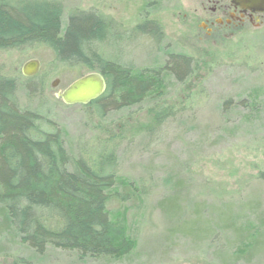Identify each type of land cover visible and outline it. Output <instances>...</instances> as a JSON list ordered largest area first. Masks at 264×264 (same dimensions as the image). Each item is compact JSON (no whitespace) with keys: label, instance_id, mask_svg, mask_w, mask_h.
Segmentation results:
<instances>
[{"label":"rangeland","instance_id":"1","mask_svg":"<svg viewBox=\"0 0 264 264\" xmlns=\"http://www.w3.org/2000/svg\"><path fill=\"white\" fill-rule=\"evenodd\" d=\"M151 1L152 18L164 32L159 39L156 30L153 36L133 28L144 9L140 0H62L63 30L76 6L102 3L118 16L122 27L103 38L99 50L132 66L138 78L158 79L157 93L103 117L91 105L57 101L58 91L88 73L82 66L64 65L47 46L0 52V74L16 79L20 108L39 111L47 119L42 130L59 129L71 155L79 147L88 155L105 145L113 149L112 193L120 194L108 210L125 226L131 252L79 259L74 251L49 246L40 254L12 231L0 230V264H234L230 259L237 252H244L237 264H264V116L241 102L257 94L256 76L245 65L239 40L206 47L191 35L185 16L194 0ZM176 54L191 58L184 80L172 70L170 57ZM31 59L41 63L34 79L22 73ZM153 116L161 125L151 131ZM249 236L261 240L256 252L246 251Z\"/></svg>","mask_w":264,"mask_h":264},{"label":"trees","instance_id":"2","mask_svg":"<svg viewBox=\"0 0 264 264\" xmlns=\"http://www.w3.org/2000/svg\"><path fill=\"white\" fill-rule=\"evenodd\" d=\"M22 3L0 0V52L47 46L66 66L100 72L107 90L89 104L100 117L157 93L155 74L138 78L132 66L101 53L97 45L100 22L93 15L71 12L63 30L61 4L35 7ZM136 29L153 36L157 31L158 39L164 36L154 23ZM171 64L179 80L191 72L189 59L171 55ZM28 88L34 92L35 85L28 84ZM17 91L16 79L0 74V230L12 231L21 244L40 254L49 246L74 251L79 259L130 253L133 241L120 218H112L108 210L120 194L112 193L117 181L113 149L103 145L102 151L88 155L79 147L77 156L71 155L59 129L42 130L47 119L37 110L20 108ZM157 121L153 116L151 131L161 125ZM120 198L125 200L127 195ZM236 226L233 231L239 238L241 230ZM261 230L264 239V226ZM255 236L245 239L247 252L258 249L261 240ZM243 253L233 255L231 263L241 260Z\"/></svg>","mask_w":264,"mask_h":264},{"label":"flooded vegetation","instance_id":"3","mask_svg":"<svg viewBox=\"0 0 264 264\" xmlns=\"http://www.w3.org/2000/svg\"><path fill=\"white\" fill-rule=\"evenodd\" d=\"M21 1L22 6L35 7H55L57 2L64 10L62 0ZM154 2L157 3V0ZM194 2L190 14L185 16V24L191 31V35L206 47L213 45L217 48H225L233 41H240L245 65L256 76L253 88L254 91L257 90L256 95L244 97L241 102L245 107L256 110L264 116V2L262 0H194ZM153 6L154 3L151 0H140L138 8L144 9L133 28L136 29L145 23H154L161 28V25L156 23L157 19L152 18L150 8ZM105 9L102 3L89 9H86L84 5L76 6L69 11L67 23L71 12L91 14L100 22L99 42L103 38L111 39L115 29L122 24H119L118 16ZM174 56L189 59V70H191L190 57L180 54ZM223 262L226 263V261ZM237 263L238 261L234 264Z\"/></svg>","mask_w":264,"mask_h":264},{"label":"water","instance_id":"4","mask_svg":"<svg viewBox=\"0 0 264 264\" xmlns=\"http://www.w3.org/2000/svg\"><path fill=\"white\" fill-rule=\"evenodd\" d=\"M264 2V0H262ZM41 68L37 59H31L22 66V73L25 77L36 76ZM60 79L52 82V87H57ZM107 89V81L100 72H88L73 81L64 90L58 91L55 96L62 100L65 105L82 104L87 105L101 97Z\"/></svg>","mask_w":264,"mask_h":264}]
</instances>
